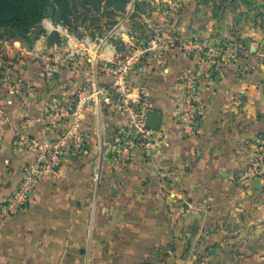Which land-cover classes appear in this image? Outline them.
Wrapping results in <instances>:
<instances>
[{"label":"crops","instance_id":"1","mask_svg":"<svg viewBox=\"0 0 264 264\" xmlns=\"http://www.w3.org/2000/svg\"><path fill=\"white\" fill-rule=\"evenodd\" d=\"M119 30L102 42L72 44L71 58L63 46L51 50L49 65L22 62L16 82L0 88V264H264V190L233 181L264 144V64L251 45L217 59L212 78L196 85L199 122L191 134L180 114L184 80L197 62L169 47L162 30L127 91L138 101L145 89V114L159 116L155 143L115 161L114 137L127 118L111 93L99 97L83 112L84 151H66L29 207L2 216L35 155L16 153V136L55 140L56 131L41 125L48 109L69 103L78 89L113 84L105 59L133 54L110 41Z\"/></svg>","mask_w":264,"mask_h":264},{"label":"rangeland","instance_id":"2","mask_svg":"<svg viewBox=\"0 0 264 264\" xmlns=\"http://www.w3.org/2000/svg\"><path fill=\"white\" fill-rule=\"evenodd\" d=\"M29 2L25 7L27 20L0 26V88L16 82V66L22 62L49 65L55 56L51 50L65 47L68 40L75 46L77 42L98 43L117 27L121 30L110 41L118 44V51L124 55L146 51L155 38L160 41L163 30L169 47H178L196 60V71L184 80L185 99L194 93L196 85L212 78L216 60L224 55L248 52L251 45V51L264 64V0ZM52 31L59 33L61 42L49 46L47 37ZM173 31L182 34L180 41ZM208 31L210 41L204 36Z\"/></svg>","mask_w":264,"mask_h":264},{"label":"built area","instance_id":"3","mask_svg":"<svg viewBox=\"0 0 264 264\" xmlns=\"http://www.w3.org/2000/svg\"><path fill=\"white\" fill-rule=\"evenodd\" d=\"M157 41L156 38L151 41L146 51H136L131 57L124 58L114 53L105 59L104 68L113 79L110 87L86 86L78 89L69 103L48 109L41 118V125L56 131L55 140L40 143L29 137L16 136L14 151L16 153L34 152L35 155L25 164L22 180L8 200L4 202L3 217L16 215L29 207L38 184L58 172L66 151L71 154L84 151L86 138L82 128L83 112L92 101L99 97L102 98L111 93L127 118V125L114 137L112 154L115 161L125 163L130 159L132 150L138 147L148 148L155 143L152 133L154 131H149L145 125V89L143 87L139 89L138 101L129 97L127 91L130 89V79L136 65L140 63L147 51L156 49ZM65 48L67 58L75 56L71 40L67 41ZM198 122L199 114L191 95L185 99V105L180 114V123H185L189 132L195 134L198 130ZM93 179L97 182L99 174L96 173ZM233 181L245 190L258 182L264 190V144L257 151L254 164L234 175Z\"/></svg>","mask_w":264,"mask_h":264},{"label":"trees","instance_id":"4","mask_svg":"<svg viewBox=\"0 0 264 264\" xmlns=\"http://www.w3.org/2000/svg\"><path fill=\"white\" fill-rule=\"evenodd\" d=\"M30 5L29 0H0V26L15 25L28 19L25 7Z\"/></svg>","mask_w":264,"mask_h":264},{"label":"water","instance_id":"5","mask_svg":"<svg viewBox=\"0 0 264 264\" xmlns=\"http://www.w3.org/2000/svg\"><path fill=\"white\" fill-rule=\"evenodd\" d=\"M61 42L60 35L57 31H52L47 37L49 46L58 45ZM145 125L149 131H156L159 126V116L154 112H149L145 117ZM253 189L259 188V183L255 182L252 186Z\"/></svg>","mask_w":264,"mask_h":264}]
</instances>
